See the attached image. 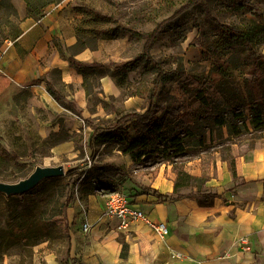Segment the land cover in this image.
I'll use <instances>...</instances> for the list:
<instances>
[{"label": "rangeland", "instance_id": "374dc122", "mask_svg": "<svg viewBox=\"0 0 264 264\" xmlns=\"http://www.w3.org/2000/svg\"><path fill=\"white\" fill-rule=\"evenodd\" d=\"M19 1L24 3L23 0ZM187 1L189 0H70L74 8L82 10L77 36L80 35L84 45L98 46L100 53L94 54L92 60L107 64L105 72L109 74L112 83L103 85L98 77L92 93L85 96L86 102L82 106L71 98L80 108V116L62 105L60 111L55 112L51 118L50 122L57 123L59 131L50 140L45 141L36 135L29 145H25L21 137L0 141V179L15 181L23 172L28 175L37 164H62L64 167L63 176L42 182L31 193L19 199L7 200L0 195V264L4 260L9 264H27L30 261L27 258L30 248L28 245L13 244L6 238V229L13 222H54L49 238L45 241L58 255L65 253L68 243L63 225H68V219L66 217V220L61 221L60 218L61 206L69 189L72 192L71 205L76 202L81 209L80 203L88 195L83 192L84 189L92 187L94 195H105L112 190L133 195L137 190H142L156 173L166 176L171 171L170 165L159 164L148 156H144L141 163H132L129 155L121 153L114 145L103 142L102 137L89 149L87 144L92 130L85 126L83 119L102 120L109 125L123 112L143 110L150 98L160 105H164L172 96L187 99L193 94L190 86L192 76L222 75L219 66H226L229 51L224 50L217 57H212L203 46V42L212 40L215 34L212 16L226 23L246 25L255 21L264 25V0H246L254 6L253 9L242 6L240 0H202L201 4L191 6L167 23L159 38L151 44L150 55L163 70L181 73L174 80L154 84L151 79L156 72L146 58L141 57L143 40L122 30H119L116 37L111 38L106 30L131 26L143 32L149 31L158 21L168 18ZM90 9L106 17L95 15L89 12ZM1 20L5 18H1L0 22ZM2 25L3 22L0 27ZM255 48L264 53V41L255 44ZM236 53L241 59L245 54L240 50ZM131 60H136L137 67L130 69L123 66ZM118 65L122 69H118ZM239 70L228 71L237 75L242 82L244 75H240ZM53 82L57 89L66 92L63 85L56 80ZM74 88V85H70L68 89L74 92ZM189 110L195 116L205 114V109L198 102H193ZM29 121L33 128L35 122L32 123L30 118ZM21 130L23 133V123ZM256 135V132L246 133L235 144L243 141L249 142L251 146L262 143ZM64 137L67 139L62 140ZM52 144H60L62 147L53 148ZM218 148L214 144H208L204 148H191L180 154L176 160L184 163L186 169L195 175L213 176V163L217 156L220 157L216 151ZM10 152L15 154L17 161L11 157ZM109 164L119 167V171ZM85 170L90 171L85 183L79 179L69 185L80 171ZM189 191L193 190H183L186 193Z\"/></svg>", "mask_w": 264, "mask_h": 264}, {"label": "crops", "instance_id": "0c3cea01", "mask_svg": "<svg viewBox=\"0 0 264 264\" xmlns=\"http://www.w3.org/2000/svg\"><path fill=\"white\" fill-rule=\"evenodd\" d=\"M12 1L21 28L16 42L25 56H20L11 39L0 46V141L21 137L29 145L33 136L46 139L50 131H59L58 124L50 121L62 105L48 92L46 81L63 85L66 92H61L79 106L86 102L82 75L68 63L71 52L65 54L77 41L82 11L70 0H62L48 5L44 16L36 20L25 16L22 1ZM99 51L98 46H85L73 57L92 62ZM99 79L103 85L112 83L109 75ZM70 85H74V92L69 91ZM29 118L35 122L33 128ZM231 153L237 180L217 156L213 176L209 174L211 179L206 182L216 194L210 206H200L191 195L165 199L144 192L149 187L171 194L172 171L166 176L156 173L142 190L127 195L132 206L167 224L165 237L155 236L141 221L118 230L116 219L103 216L105 195L88 194L80 203L81 209L75 202L67 210L70 241L65 253L58 255L44 241L33 247L28 264H264V143L232 144ZM84 222L89 225L86 232ZM241 237L247 238L250 249L238 244ZM2 264L9 263L4 260Z\"/></svg>", "mask_w": 264, "mask_h": 264}, {"label": "trees", "instance_id": "16d2710c", "mask_svg": "<svg viewBox=\"0 0 264 264\" xmlns=\"http://www.w3.org/2000/svg\"><path fill=\"white\" fill-rule=\"evenodd\" d=\"M23 1L25 16L38 20L44 16L45 8L48 5L57 3L60 0ZM201 2L202 0L187 1L175 9L168 18L158 21L149 31L143 32L131 26H121L120 28H108L106 34L113 38L118 35L119 30H122L136 39H142L141 57H145L148 64L156 72L151 82L159 84L174 80L181 73L176 74L174 71L163 70L160 64L151 57L150 46L159 38L163 27L167 23L176 19L191 6L201 4ZM240 4L254 8L246 0H240ZM89 12L106 17L92 9ZM4 16L7 17L2 27H0V46L6 39H11L17 52L21 57H24L25 52L16 42L17 37L21 34V28L19 27V15L12 0H0V19ZM211 20L215 34L212 40L203 42V46L212 57H217L224 50L229 51L226 66H219V69L223 72L222 75L192 76L190 86L193 88V94L187 99L172 96L164 105H160L150 98L143 110L123 112L109 125H106L102 120L83 119L85 126L92 130V135L87 144L89 149H92L95 141L102 137L103 142L112 144L121 153L129 155L132 163H141L143 157L148 156L159 164L170 165L171 171L175 175L172 193L163 195L149 187L144 188L145 193L165 199H178L191 195L197 198V203L200 206L212 205L216 197V194L206 186V182L211 177L209 174L195 175L191 173L186 169L184 163L176 160L180 154L191 148H204L208 144L218 145L219 148L216 151L219 152L221 161L226 163L233 180H237L235 158L231 153L230 145L241 140L244 134L252 132H256V138L261 139L264 143V53L257 51L255 48V44L264 41V25L255 21L246 25L226 23L218 20L215 16H212ZM85 46L87 45L81 43L80 35H78L76 43L66 48L71 52L67 59L69 65L82 75V87L86 94H91L97 78L109 74L105 72L107 69L106 63L84 62L73 57L74 53ZM91 47H95V45ZM237 50L245 53L242 59L236 53ZM135 61H128L123 66L130 69L137 67L138 64ZM117 67L122 69L121 65ZM231 69H240L238 73L244 75L242 82H240L237 75H233L228 71ZM46 86L48 92L59 104L66 105L80 116L81 110L73 100L67 99L50 81H46ZM193 102H198L199 106L205 109V114L193 115L189 110ZM55 135L57 133L50 132L45 141L50 140ZM66 139V137L62 138V140ZM10 153L11 157L17 161L15 154ZM109 166L117 171L120 169L113 164H109ZM26 174V172H23L19 177H25ZM89 176V170L80 171L69 182V185L79 179H82L81 182L85 183ZM0 180L12 181V179L6 178ZM34 189L25 194L31 193ZM185 189L193 191L186 193L183 192ZM93 190L92 187H89L84 189L83 192L92 194ZM25 194L6 199L16 200ZM71 201L72 192L69 189L61 206V221L62 219L66 220ZM53 223L47 220L13 222L6 229V238L13 244L28 245L30 248L27 258L31 259L33 247L48 240ZM63 230L69 244V226L64 224Z\"/></svg>", "mask_w": 264, "mask_h": 264}, {"label": "built area", "instance_id": "2783aa9c", "mask_svg": "<svg viewBox=\"0 0 264 264\" xmlns=\"http://www.w3.org/2000/svg\"><path fill=\"white\" fill-rule=\"evenodd\" d=\"M82 211L83 215H85L86 211L84 207ZM103 216L108 219H116L118 221L116 226L118 230L126 229L130 222L141 221L155 236L160 238L165 237L169 232L168 226L165 222L150 219L143 210L132 206L129 197L119 190H112L105 194ZM82 229L85 232L88 231L89 225L87 222L82 224ZM237 242L244 249H250L247 238L241 237ZM173 254L179 256L178 253Z\"/></svg>", "mask_w": 264, "mask_h": 264}, {"label": "water", "instance_id": "95a60500", "mask_svg": "<svg viewBox=\"0 0 264 264\" xmlns=\"http://www.w3.org/2000/svg\"><path fill=\"white\" fill-rule=\"evenodd\" d=\"M64 175V167L58 165H41L37 164L26 175L15 181L0 180V195L5 198L12 196H21L34 189L46 179L56 178Z\"/></svg>", "mask_w": 264, "mask_h": 264}]
</instances>
